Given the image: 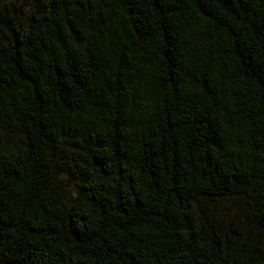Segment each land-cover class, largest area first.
Segmentation results:
<instances>
[{"label": "trees", "instance_id": "obj_1", "mask_svg": "<svg viewBox=\"0 0 264 264\" xmlns=\"http://www.w3.org/2000/svg\"><path fill=\"white\" fill-rule=\"evenodd\" d=\"M0 264H264V0H0Z\"/></svg>", "mask_w": 264, "mask_h": 264}]
</instances>
